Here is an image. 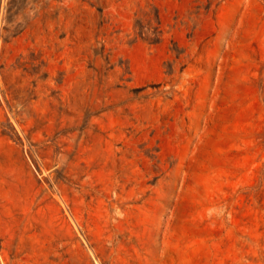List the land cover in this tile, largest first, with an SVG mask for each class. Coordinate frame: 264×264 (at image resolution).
<instances>
[{
  "label": "rangeland",
  "instance_id": "374dc122",
  "mask_svg": "<svg viewBox=\"0 0 264 264\" xmlns=\"http://www.w3.org/2000/svg\"><path fill=\"white\" fill-rule=\"evenodd\" d=\"M0 264H264V0H0Z\"/></svg>",
  "mask_w": 264,
  "mask_h": 264
}]
</instances>
